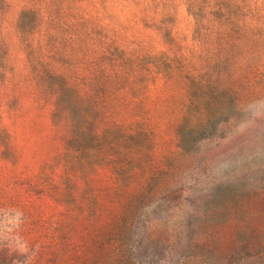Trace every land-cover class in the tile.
<instances>
[{
  "label": "rangeland",
  "instance_id": "374dc122",
  "mask_svg": "<svg viewBox=\"0 0 264 264\" xmlns=\"http://www.w3.org/2000/svg\"><path fill=\"white\" fill-rule=\"evenodd\" d=\"M222 1L1 0L0 264H242L264 0Z\"/></svg>",
  "mask_w": 264,
  "mask_h": 264
},
{
  "label": "trees",
  "instance_id": "16d2710c",
  "mask_svg": "<svg viewBox=\"0 0 264 264\" xmlns=\"http://www.w3.org/2000/svg\"><path fill=\"white\" fill-rule=\"evenodd\" d=\"M199 1V11L205 13L204 16L199 18L200 21H205V19H208L209 14H213L215 12V9H217V12H224L226 8V5L222 0H216V2H213L214 0ZM213 6L215 7L213 8ZM207 7H211L214 10L208 11ZM217 20L221 22L220 24L228 25L220 31L226 32L225 29L230 26L229 24L233 22L234 17L231 16V14H223L222 17L218 18ZM209 21H211V19H209ZM235 25V23L232 24V26ZM219 26L220 28H222L221 25ZM237 32L240 35H245L246 33L244 28H242L241 31L237 30ZM225 44L226 46H228L229 43L225 42ZM227 55H225V57L222 56V58H216L217 60L210 64H208L209 62H206L207 68L210 69L208 65L216 64L217 67H220V65L223 64L224 58H228L226 57ZM191 62H193V60H191ZM201 80H203L201 76H193L191 78L192 83H197ZM73 90L78 93V90L76 88H73ZM228 94L229 99L233 100V92L229 90ZM59 96L61 98L62 94L59 93ZM62 105L63 101L58 100L56 103L55 112L59 113ZM8 138V131L4 126H2L0 120V152L2 154L7 153V151L9 150L10 144L8 143ZM237 215L239 216L238 222L240 223V230L238 232V235L235 238H231L230 240H236V242H238L239 244L238 246L242 249V264H264V181H255L253 185H251V190L246 193L245 198L237 211Z\"/></svg>",
  "mask_w": 264,
  "mask_h": 264
}]
</instances>
